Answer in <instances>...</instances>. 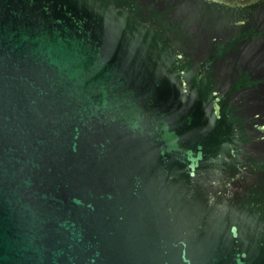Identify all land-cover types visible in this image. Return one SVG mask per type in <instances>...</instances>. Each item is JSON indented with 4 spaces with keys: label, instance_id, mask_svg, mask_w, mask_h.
Segmentation results:
<instances>
[{
    "label": "water",
    "instance_id": "95a60500",
    "mask_svg": "<svg viewBox=\"0 0 264 264\" xmlns=\"http://www.w3.org/2000/svg\"><path fill=\"white\" fill-rule=\"evenodd\" d=\"M0 264H264V0H0Z\"/></svg>",
    "mask_w": 264,
    "mask_h": 264
}]
</instances>
